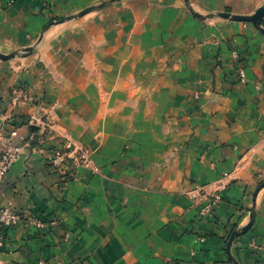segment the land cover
I'll use <instances>...</instances> for the list:
<instances>
[{
  "label": "crops",
  "instance_id": "crops-1",
  "mask_svg": "<svg viewBox=\"0 0 264 264\" xmlns=\"http://www.w3.org/2000/svg\"><path fill=\"white\" fill-rule=\"evenodd\" d=\"M88 1L0 0V35L8 39L7 46L26 44L29 32L35 33L51 17L65 15L73 4ZM250 1L223 0L241 9L239 13H247ZM173 19L163 20L162 26L172 30ZM103 20L53 40L39 59L44 67L29 57L0 60V123L6 132L16 128L25 140H13L23 143L22 153L0 175V207L9 206L22 215L17 225L2 229L6 241L0 264H52L55 259L62 264H233L227 261L223 240L233 225L247 223L252 211V226L235 238L230 255L240 264H264V187L251 209L254 187L264 179V95L253 88L256 79L264 80V39L238 21L217 22L218 27L211 23L204 35L194 31V22L183 21L179 31L166 34L160 45L151 28L129 24L111 31L103 29ZM129 26L130 33L124 34ZM211 35L221 40L220 47L210 43ZM202 38L198 50L182 48L183 43ZM230 45L242 58L247 84L233 75ZM178 47L181 52L174 49ZM214 52L222 63L212 66L214 80L209 82ZM160 56L181 61L172 64L163 81L158 79L163 92L158 100L152 97L162 106H173L169 125L154 123L140 108L129 136L121 125L125 116L114 120L115 109L131 100L125 92L129 82L157 67ZM19 82L28 85L36 105H10L9 90ZM210 86L219 93L217 101L203 95ZM48 103L66 105L64 110L71 115L61 114L59 130L70 132L95 152L103 164L100 173L71 162L65 173L56 172L28 145L30 131L22 116L36 114ZM128 138L135 141L130 151L135 167L108 164V157L117 155ZM184 141L186 148H181ZM209 160H214L212 166ZM223 172L231 179L222 191L224 200L213 222L200 221L185 192ZM27 216L49 222L38 229ZM197 235H204V240L195 243Z\"/></svg>",
  "mask_w": 264,
  "mask_h": 264
},
{
  "label": "rangeland",
  "instance_id": "rangeland-1",
  "mask_svg": "<svg viewBox=\"0 0 264 264\" xmlns=\"http://www.w3.org/2000/svg\"><path fill=\"white\" fill-rule=\"evenodd\" d=\"M187 4L183 0H91L85 3H76L73 4L66 11L65 15L62 16H54L51 17L49 22L39 27L35 33L31 34V32L26 35L27 42L26 44L16 45L13 44L11 46H7L5 42H8V39H5L3 35H0V53L9 54L13 51H18L17 55L9 59H2L3 61H10L14 59H24L30 58L35 64L42 63V67H44V60H39L40 58H44L45 56L42 54L43 51H47L52 48V43L57 40L60 35H63L65 32L71 31L72 33H78L77 29H81L80 31H84L85 27L82 28L84 24L87 26L92 23L94 20L101 19L103 29L107 28L111 31H121V28L127 25H135L139 28L143 25L145 28L153 29L151 34L154 33L156 43L163 45L164 36L166 34H176L177 30L179 31V26H181V22L189 21L195 23V30L198 34L204 35L205 28L208 26H212L211 23H215V27H218L217 22L224 23H232L237 22L236 20H230L227 18H222L217 16L218 12H229L232 14L239 15H252L260 6L264 4V0H251L247 5V13H239L242 12L241 9L233 8L228 6L223 2V0H187ZM202 1L204 3H202ZM10 3L13 0H9ZM95 7L94 9L82 14L78 15L80 11L88 7ZM134 11V12H133ZM133 12V13H132ZM194 13L206 16L212 14V17L200 18L194 15ZM130 14V15H129ZM168 17H172L174 27L169 31V26H162L163 20L168 21ZM105 20L108 22L106 25ZM241 22L242 25L248 26L253 29L256 33H258L264 39V17L263 22L260 24V28L263 30L256 28L251 22L248 21H238ZM150 23V25H149ZM60 25V29L54 30L56 27ZM64 27V28H63ZM121 27V28H120ZM8 28V27H7ZM131 26L127 29L129 31H124V34H129L131 30ZM2 32L8 33V30H3ZM168 32V33H167ZM31 34V35H30ZM214 36L213 39H210V43L216 44L220 47L221 44L219 42L220 39H217V35ZM62 39V38H61ZM223 39V38H221ZM54 40V41H53ZM204 39H197L191 42L183 43V47L185 50L196 51L199 47H202V41ZM220 40V41H219ZM170 47H175L176 44L169 43ZM31 47L32 51L30 53H26L22 51L24 48ZM230 51V61L235 65V70L233 75L237 82L241 84H247V79L245 76L244 68L241 66L240 62L242 58L240 57L239 52L232 47L231 45L228 47ZM176 51L181 52V48H174ZM241 58V59H240ZM178 59H173L172 57H156V62H158L157 67H152L153 69L150 72H146L142 79L135 82V80H131L129 88L125 90L126 93L129 94L130 101H126V103L117 109H115L114 120L116 121L118 117L122 114L125 116L126 121L122 125V128L125 132L129 133V136L132 135L133 129L135 128V122H133L134 115L139 113L140 108H145L142 110L144 116L151 115L154 123L159 124L161 127L165 125H169L167 121L171 117L170 109L173 107L162 106L158 102L152 101V97L155 99L162 94V90L158 89V79L161 78L163 81L166 75L165 72L171 68L175 63H178ZM141 64L144 63L143 60H139ZM219 63H222V60L219 58L218 52H214L211 56V64L209 69V82L214 80V74L212 66H217ZM145 64V63H144ZM181 64V61L178 63ZM237 66V67H236ZM164 75V76H163ZM180 85L177 88V92H181V89H184V85ZM18 85V86H17ZM140 88H137V87ZM28 85L23 82H19L15 84L9 90V103L12 106L28 104L34 105L35 97L30 94L28 90ZM253 88L255 92L259 95H264V80L262 78L256 79L253 83ZM219 94V93H218ZM214 90L212 86L206 89L203 92L205 98L208 101L214 102L219 99V95ZM199 96L196 93L194 97ZM18 97L14 102V98ZM149 99V100H148ZM158 100V99H156ZM161 101V100H159ZM52 104V103H51ZM43 105L41 109H39L36 114L25 115L23 118V125L29 129L28 133V145L31 146L32 150L39 153L42 157V162L48 166L53 168L56 172L65 173L64 167L68 162H71L75 167H83L89 170L91 173H100L103 164H99V162L95 159V152L81 141L77 140L70 132L63 129L62 125H59V120L62 115H71L70 111L64 110L66 105H62L60 103ZM36 105V104H35ZM182 109V107H177ZM58 110L59 112H56ZM55 111V112H54ZM76 113V112H75ZM187 113V112H185ZM133 118V119H132ZM85 126H88L87 121H83ZM61 124V123H60ZM147 124V123H144ZM174 124V123H173ZM5 129L6 125L0 123ZM150 127V124H149ZM99 135V134H98ZM128 135V134H127ZM97 140H100V137H97ZM128 140L131 143H128ZM127 141L123 143L117 155L113 154L111 157H108V164L116 163H124L126 165H130L135 167V158L130 153L133 148V142H135L132 138H128ZM25 141V140H23ZM21 141V142H23ZM17 143V142H16ZM66 143H70L71 148H67ZM186 143L184 141L181 148H186ZM23 143H20L21 146ZM2 145H0V152L2 150ZM22 153V148H21ZM21 155V154H20ZM95 155V156H94ZM63 156V157H62ZM62 157V160L60 159ZM61 160V161H60ZM209 164L212 166L214 164V160H209ZM66 181L69 179L68 175L61 176ZM68 177V178H67ZM230 173L223 172L216 179L211 181L210 183H197L191 189L185 192L186 196L189 198L193 206L195 207V218L200 221H211L213 222V217L216 208L223 202L224 198L222 195V191L230 184ZM264 187V179L259 180L254 187L252 192V207L255 204V198L259 191ZM258 189V190H257ZM9 207V206H8ZM241 209V207H239ZM21 214V213H20ZM22 219V215H21ZM248 222L241 225L236 226L233 225L229 231H227V235L223 240V250L226 253L227 261L230 262L227 255V242L233 232L237 233L234 235L230 246V248L238 236L246 233L252 226L254 221L253 211L249 215ZM26 220L36 226L38 229L45 228L46 224L49 222L44 219H40L33 216H27ZM51 222V221H50ZM248 226L247 230L242 232L241 229L244 226ZM211 233H207L206 236ZM67 236V234H65ZM64 236V238H67ZM204 235H197L194 242H202L204 240ZM6 235L2 232V228L0 229V252L5 246ZM191 256H194V250H191ZM233 257V256H231ZM236 261V264H240ZM232 263V262H230ZM39 264H42V261H39ZM52 264H62L60 260L55 259L52 261ZM200 264V263H197Z\"/></svg>",
  "mask_w": 264,
  "mask_h": 264
},
{
  "label": "built area",
  "instance_id": "built-area-1",
  "mask_svg": "<svg viewBox=\"0 0 264 264\" xmlns=\"http://www.w3.org/2000/svg\"><path fill=\"white\" fill-rule=\"evenodd\" d=\"M17 98L18 97L14 98V102ZM15 138L19 141H23L24 135L20 134L16 128L6 132L4 127L0 125V145L3 146L0 152V175L6 173L10 165L20 157L22 146L13 141ZM70 145V143H66L65 146L71 148ZM62 157L60 158L61 160ZM20 220L21 214L15 209L8 206L0 207V229L14 227Z\"/></svg>",
  "mask_w": 264,
  "mask_h": 264
},
{
  "label": "water",
  "instance_id": "water-1",
  "mask_svg": "<svg viewBox=\"0 0 264 264\" xmlns=\"http://www.w3.org/2000/svg\"><path fill=\"white\" fill-rule=\"evenodd\" d=\"M186 4H187V0H183ZM95 7H88V8H85L83 9L82 11H80V13L78 15H82L92 9H94ZM194 15H196L197 17H200V18H207V17H212L213 15L210 14V15H206V16H203V15H200V14H197V13H194ZM217 16L219 17H222V18H227V19H230V20H236V21H248V22H251L256 28L260 29L261 31H263L261 28H260V24L263 22V17H264V4L262 6H260L252 15H239V14H232V13H229V12H218L216 14ZM22 51L26 52L27 54L30 53L32 51V48L31 47H27V48H24ZM18 51H13L9 54H2L0 53V58L2 59H9L11 57H13L14 55H17ZM258 190V189H257ZM249 225L247 226H244L241 231L244 232L247 230ZM237 234L235 232H233L227 242V255H228V259L233 263V264H236V261L233 259V257H231L230 253H229V246H230V243L234 237V235Z\"/></svg>",
  "mask_w": 264,
  "mask_h": 264
}]
</instances>
